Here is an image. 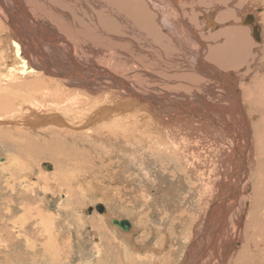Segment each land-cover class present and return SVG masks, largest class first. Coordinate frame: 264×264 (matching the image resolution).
Segmentation results:
<instances>
[{
	"label": "bare ground",
	"instance_id": "bare-ground-1",
	"mask_svg": "<svg viewBox=\"0 0 264 264\" xmlns=\"http://www.w3.org/2000/svg\"><path fill=\"white\" fill-rule=\"evenodd\" d=\"M253 1L0 0V145L20 155L0 168L15 181L46 159L54 173L39 177L76 206L96 194L81 180L107 184L98 224L60 202L37 212L56 253L66 230L77 264H264V0Z\"/></svg>",
	"mask_w": 264,
	"mask_h": 264
},
{
	"label": "rangeland",
	"instance_id": "rangeland-1",
	"mask_svg": "<svg viewBox=\"0 0 264 264\" xmlns=\"http://www.w3.org/2000/svg\"><path fill=\"white\" fill-rule=\"evenodd\" d=\"M244 2L247 3L254 1L241 0V2L239 3L242 4ZM226 3L227 1L224 2L223 4L224 11L226 10V8L228 9V4ZM257 8H258V13L259 12L260 14L264 13V5H258ZM203 11L206 12V9H203ZM194 21H200V20H198L197 18V20L194 19ZM263 21L264 20L255 21V22L258 23L261 22L262 24ZM255 24L257 25V23ZM262 26L264 28V25ZM8 152L5 148H3L0 145V166L6 164L7 161L6 159L8 157L20 156L14 153L9 154ZM23 157L24 156L21 155L20 158ZM33 160L35 164L33 165L32 163L30 165L31 169L23 170L24 173L22 172L20 177H18V179L15 181L11 180L12 171L14 170V168H12L11 170L10 173L11 176H9V170L7 171L6 169L0 168V264H77L79 261L76 260L74 255V250L72 248L73 243L67 242V240L70 239V236L68 235L69 234L68 231L64 230L60 235L59 246L61 248H63L64 246L66 247L63 248L62 253L60 252L58 254L55 252L54 245L50 240L52 239V235H50L49 233L47 234L44 231V229L39 225L37 212L41 211L42 213L45 214L56 212L57 204L60 202V203H64V205L66 204L64 206L65 208L72 207L74 210L73 213H75L80 218L81 222L85 226L98 224L99 221L94 222L95 221L94 219H97L98 216H103L105 214L98 213L96 209L94 210L93 207L95 205L97 206V204H101L105 207L106 211L108 212L107 204L105 203L104 195H103L104 189L107 186V184L106 183L104 184V181H96V180L88 181L86 178H84V180H81L84 185L86 184V181L89 182L87 188L89 189L91 187L89 190L94 191V193L98 195L96 196L95 194L93 196H89V195L84 196L85 198H82L83 200H81V202L76 206L73 199L72 198L69 199V194L66 190H64L65 188L59 190L58 183L53 182L54 181L53 179L50 182L51 186H49L48 183L49 181L45 182L43 178L39 177L41 174H43V176L44 174H48V175L53 174L54 173L53 163L43 158H34ZM74 172L77 173L76 170ZM19 181L20 182L23 181L21 182L22 185L18 184L20 183ZM53 185L54 187L55 186L56 187L55 188L53 187L52 189ZM13 186L15 190L12 191L9 188ZM154 189H156V185L152 184V190ZM22 191L27 194L26 200L18 199V193ZM54 192L55 193L58 192V193L56 195H53ZM155 198H157V196ZM13 204H15V209L13 210V213L10 214L8 213L9 212L8 209H12ZM112 217L116 219H124L130 222L129 219L125 218L124 216H121L120 212H118L115 215H112ZM240 221L241 222L243 221L242 217ZM156 225H158V223H156ZM6 228H8L9 230ZM3 229H5L6 233L7 230L10 232L12 244L5 239L6 235ZM88 230L89 227L88 228L86 227L83 233L85 235V243L88 245V252L90 253L92 251L91 252L92 254L95 251L94 248H92L93 247L92 244L94 242L96 244L98 241L97 240L95 241L94 238H92V234L90 233L91 231ZM132 230L133 227H131V232ZM153 241L154 240H152V242ZM103 242L104 241L102 240V243ZM97 244H101V243L98 242ZM151 246L152 245L145 246L143 248V252L150 251Z\"/></svg>",
	"mask_w": 264,
	"mask_h": 264
},
{
	"label": "water",
	"instance_id": "water-1",
	"mask_svg": "<svg viewBox=\"0 0 264 264\" xmlns=\"http://www.w3.org/2000/svg\"><path fill=\"white\" fill-rule=\"evenodd\" d=\"M96 209L99 211V212H102L103 208L101 205H97L96 206ZM113 224L117 225L119 227V229L121 230H127L129 228V225L128 223H126L125 221H115V220H112L111 221Z\"/></svg>",
	"mask_w": 264,
	"mask_h": 264
}]
</instances>
